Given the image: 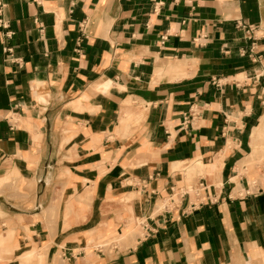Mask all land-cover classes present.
Returning a JSON list of instances; mask_svg holds the SVG:
<instances>
[{
	"label": "crops",
	"instance_id": "crops-1",
	"mask_svg": "<svg viewBox=\"0 0 264 264\" xmlns=\"http://www.w3.org/2000/svg\"><path fill=\"white\" fill-rule=\"evenodd\" d=\"M0 2V264H264V0Z\"/></svg>",
	"mask_w": 264,
	"mask_h": 264
},
{
	"label": "rangeland",
	"instance_id": "rangeland-1",
	"mask_svg": "<svg viewBox=\"0 0 264 264\" xmlns=\"http://www.w3.org/2000/svg\"><path fill=\"white\" fill-rule=\"evenodd\" d=\"M263 133H264V129L262 132L257 134L256 140ZM263 139H264V137H263ZM254 147L257 150V143L254 144ZM250 163L251 164H249L247 166L248 170H250V172L255 173L254 171H256V170H260V169L264 170V142H263V148L261 149V151L259 153H257L255 155L254 158H252V161ZM9 175L10 174L5 175V176L0 178V194H5L6 192H9L10 195H12V196H16L17 194H21V192H22L21 184L24 181V179L21 176H19L18 174H13L11 176H9ZM5 201H6L5 197H0V206H2L4 203L6 208H8V204H6ZM0 210H1V208H0ZM0 214L3 216V222L8 226V228H6L5 226L2 227V225L0 224V231L4 234H7L8 229L10 228V225H11V231L10 232L13 233V226L15 227L14 230L16 231L15 220L5 217V216H7V214L3 213L2 211H0ZM8 219H10V222H8V224H7ZM110 242L111 241H109L108 243H110ZM4 256H5L4 258L0 257V261H8V260H12L13 258H15L14 253L4 254ZM19 258L23 263L29 262L32 260H35L39 263H42L44 260V252L42 253V252L38 251V253L36 255L32 256L29 259L25 258V256H22Z\"/></svg>",
	"mask_w": 264,
	"mask_h": 264
},
{
	"label": "bare ground",
	"instance_id": "bare-ground-1",
	"mask_svg": "<svg viewBox=\"0 0 264 264\" xmlns=\"http://www.w3.org/2000/svg\"><path fill=\"white\" fill-rule=\"evenodd\" d=\"M263 129H264V116L262 117V119H261V124H260V126L259 127H257L256 129H255V134H259L260 132H262L263 131ZM14 172H15V170H14ZM17 172V171H16ZM14 173H12L11 174V172H10V175L9 176H11V175H13ZM16 174V173H15ZM122 238H124V237H122Z\"/></svg>",
	"mask_w": 264,
	"mask_h": 264
},
{
	"label": "built area",
	"instance_id": "built-area-1",
	"mask_svg": "<svg viewBox=\"0 0 264 264\" xmlns=\"http://www.w3.org/2000/svg\"><path fill=\"white\" fill-rule=\"evenodd\" d=\"M1 5H2V4H1V2H0V11H1Z\"/></svg>",
	"mask_w": 264,
	"mask_h": 264
}]
</instances>
